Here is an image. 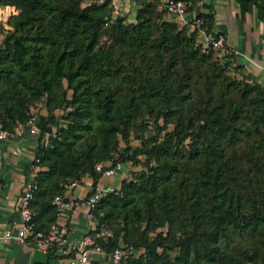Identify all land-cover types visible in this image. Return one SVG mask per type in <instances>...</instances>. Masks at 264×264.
Segmentation results:
<instances>
[{"label": "trees", "instance_id": "obj_1", "mask_svg": "<svg viewBox=\"0 0 264 264\" xmlns=\"http://www.w3.org/2000/svg\"><path fill=\"white\" fill-rule=\"evenodd\" d=\"M82 1L1 0L17 12L0 31V129L14 134L43 97L41 133L58 123L54 111L70 109L31 163L35 229L49 231L53 198L73 181L89 178L90 195L104 170L130 162L141 172L90 210L98 222L87 234L105 255L129 252L117 264H264V88L230 76L229 62L213 56H229L225 46L204 47L198 30L166 19L160 0H132L129 23H106L108 3ZM146 115L156 131L133 147L130 132ZM104 225L111 236L99 237Z\"/></svg>", "mask_w": 264, "mask_h": 264}, {"label": "crops", "instance_id": "obj_2", "mask_svg": "<svg viewBox=\"0 0 264 264\" xmlns=\"http://www.w3.org/2000/svg\"><path fill=\"white\" fill-rule=\"evenodd\" d=\"M188 17H201L215 35L224 38V50L238 66V75L264 88V0H184ZM121 17L128 22L135 20L136 5L132 0H116ZM7 28L17 10L9 8ZM166 19L178 23L170 15ZM36 136L24 131L0 140V264H68L51 251L37 249L29 241H20L6 234H14L19 226L17 200L24 185L33 177L36 169L32 161L37 149ZM123 166L114 168L111 176H102L97 183L101 188H117L125 177ZM89 178L66 188L67 200L89 194L92 188ZM66 230V241L75 242L93 229V220L87 218L83 203L57 213L55 222ZM103 264H112L107 255L95 257ZM109 259V260H108Z\"/></svg>", "mask_w": 264, "mask_h": 264}, {"label": "built area", "instance_id": "obj_3", "mask_svg": "<svg viewBox=\"0 0 264 264\" xmlns=\"http://www.w3.org/2000/svg\"><path fill=\"white\" fill-rule=\"evenodd\" d=\"M92 2L96 3L97 5L108 3L110 15L104 18L106 23L110 22L117 16H121V8L117 4L116 0H92ZM160 2V7L163 8L168 15L176 18L180 26L187 28L189 31L198 30L204 47H224L223 36L215 35L208 31L203 26V20L200 17H188L187 3L184 0H160ZM10 7L12 6H3L0 0V31L8 29L6 25L7 20L11 15L9 10ZM25 128L28 134L33 136L37 135L39 132L37 122H35L33 119H30L26 123ZM11 135L13 134H9L6 131L0 129V140ZM113 174L114 169L109 168L104 170L102 176H111ZM75 184L76 181L71 183L72 186ZM36 188L37 186L33 179L24 185V188L20 192L17 200L19 226L17 227L14 234H6V237H12L20 241H29L39 250L51 251L60 258H66L68 260V264H89L92 258L104 254L100 246L87 233L77 241L68 243L66 241L65 228L57 223L52 224L46 234L42 231L36 230L33 221V212L30 207V203ZM113 189V187L101 188L99 185H97L94 189V192L90 195L87 194L78 199L69 201L67 200L65 193L55 195L53 198V204L55 205L58 213H61L65 209H71L73 207H77L80 203H83L87 208V218L92 220V214L90 210L105 193L110 192ZM127 253L129 252L123 249H115L110 255H108V257L110 258L112 264H117Z\"/></svg>", "mask_w": 264, "mask_h": 264}, {"label": "rangeland", "instance_id": "obj_4", "mask_svg": "<svg viewBox=\"0 0 264 264\" xmlns=\"http://www.w3.org/2000/svg\"><path fill=\"white\" fill-rule=\"evenodd\" d=\"M91 2H92V0H83L81 6L82 7L89 6V4ZM124 21H125V23H129L127 20H124ZM11 23H12V21H11ZM11 23H10V28H11V25H12ZM10 28H8V30ZM5 34H6V32L3 35H5ZM203 48H202V50H204ZM225 55H226L225 52H219L216 55L214 54L213 56H214L215 59L219 60L221 63L229 62L228 69H226L227 70V73L230 76H233V77H235L237 79H242L238 75V68L233 63L232 58L230 56H225ZM131 71H133V70H131ZM144 73H147V72H143L142 74H144ZM129 76L131 78H133L132 75L129 74ZM70 95H71V93L69 91L68 92V97H70ZM69 110L70 109H68V110H56V111H54L55 114H56V116L58 117V123L52 127V130L50 132L41 133L40 128L38 126V121H39V116L40 115H45V113H46L45 98L44 97L41 98L36 103L35 106L30 107V113H29L30 117L27 120V122L30 119H33L35 122H37V126H38V129H39V132H38L37 135H34L37 138L36 139L37 140V144L39 142L44 147L49 146V144H50V138L55 137V135L57 133V130H59L61 127H65L67 125V120H66L65 115H66V112L69 111ZM158 122H160V124H161V119ZM26 123L23 124V125H21L15 131V133L17 131L27 132V130L25 128ZM154 125L155 124H154L153 118L150 117V116H147L146 115L143 119H139L137 121V126L135 127L134 130H131L130 135H129V141H130L131 146L136 147V146L139 145V143H140L139 137L147 138V137L152 136L155 133V131H156ZM20 128H22V129H20ZM120 146H121V148H123V144L122 143L120 144ZM140 160L141 161H144L145 158L142 156V157H140ZM117 166H123L124 167V170H125V174L126 175H125L124 179H122V180H125V181H129V180L133 179L139 172H141V170L143 168L141 165H134V164H132L130 162H126L124 164H119ZM107 169H109V168H107ZM119 187H120V185L117 188H119ZM117 188H115V190H117ZM97 222L98 221L95 220V222L93 223V228H95ZM156 232L165 233L166 232V228L165 227H163V228H157L154 232L150 233V236L155 235ZM98 235H99V237L100 236L101 237L111 236V231L108 230L107 225H104V226L101 227V230H100V232H98ZM142 251H143L142 249L136 250L135 251L136 252L135 255L140 254ZM177 253H178V250L172 251V252H170V256L173 258V257H175L177 255ZM107 257H108V255H107ZM99 263L100 264H103L104 262H103V260L102 261L99 260Z\"/></svg>", "mask_w": 264, "mask_h": 264}]
</instances>
